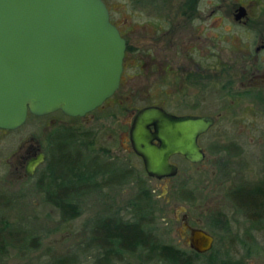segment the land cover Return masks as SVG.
<instances>
[{
	"label": "rangeland",
	"instance_id": "rangeland-1",
	"mask_svg": "<svg viewBox=\"0 0 264 264\" xmlns=\"http://www.w3.org/2000/svg\"><path fill=\"white\" fill-rule=\"evenodd\" d=\"M133 1L104 0L111 18L120 24L127 49L123 81L103 107L85 119L60 111L43 116L29 114L18 129H0V227L7 222L17 232L15 238L25 240L1 254L0 264H54L60 259H68V264H92L99 251L86 249L85 245L92 223L103 216L133 221L149 214L152 223L147 228L158 240L182 247L178 229L184 213L198 219L200 226L217 239L212 250L193 264H211L214 257L242 264H264V216L257 229L244 210L229 199L231 189L239 185L260 184L264 170V161L260 159L264 150V117L258 121L225 119L228 116L219 120L200 137L205 161L191 164L182 156H173L171 161L178 166L179 173L168 182L148 176L141 158L126 149L127 123L132 119V111L162 101L172 88L162 80L164 73L152 68L150 60L145 61L140 52H131L135 48L143 51L149 38L148 10L142 9V2L136 6ZM161 1L152 0L153 4ZM172 21L176 23L177 19ZM162 36L159 34L158 38ZM155 66L161 65L157 62ZM175 88L168 101L176 97ZM177 102L176 98L164 106L173 112L187 108ZM217 109L219 105L200 111ZM242 109L243 105L231 108L237 114ZM232 145L240 151L229 150ZM32 148H40L46 161L33 176L23 178L22 157ZM62 149L70 153V158L79 156L88 163L90 159L101 165L107 163L115 175L110 179L102 172L94 179L96 183L90 191L77 199L80 213L72 219L61 217L49 193L38 186L50 162L58 166ZM227 162L234 166L226 165ZM142 190L152 194L151 200L136 199ZM220 227H226V231ZM34 240L40 243L38 248L32 247ZM123 258L120 264H161L157 260L146 263L140 252L125 254Z\"/></svg>",
	"mask_w": 264,
	"mask_h": 264
},
{
	"label": "water",
	"instance_id": "water-1",
	"mask_svg": "<svg viewBox=\"0 0 264 264\" xmlns=\"http://www.w3.org/2000/svg\"><path fill=\"white\" fill-rule=\"evenodd\" d=\"M126 49L104 0H0V129H18L29 114L92 112L118 89ZM212 124L210 116L144 106L132 120L130 149L148 176L172 177L178 167L171 156L204 160L197 138ZM44 159V153L33 159L28 174ZM191 240L197 252L212 243L200 229L192 230Z\"/></svg>",
	"mask_w": 264,
	"mask_h": 264
},
{
	"label": "flooded vegetation",
	"instance_id": "flooded-vegetation-1",
	"mask_svg": "<svg viewBox=\"0 0 264 264\" xmlns=\"http://www.w3.org/2000/svg\"><path fill=\"white\" fill-rule=\"evenodd\" d=\"M138 2L139 4L142 2V9L148 10L149 38L143 51L135 48L131 52L134 54L140 52L145 61L150 60L152 68L161 70L164 73L162 80L172 86L171 91L173 88L176 89L175 87L178 89L175 92L176 97L171 101L168 100L173 92L168 91L163 95L162 101L149 105L159 106L166 112L177 116L212 117L213 124L197 138L201 147L200 137L210 131L219 120L227 116L229 118L225 119L241 121H258L259 118L264 117V0H180L176 3L163 0L160 4H153L152 0L133 1L136 6ZM110 19L123 36L120 24L114 21L111 16ZM173 19H177V22H173ZM159 34H163L165 37L158 38ZM157 62L160 63V68L155 66ZM123 74L124 61L119 87L123 81ZM113 95L95 110L103 107ZM176 98L177 105L187 108H183L181 112H173L164 106L165 103L175 101ZM217 105L220 106V109L215 112L200 111L202 108L214 109ZM241 105L244 108L242 112L237 114L231 110L232 107ZM92 112L78 118L85 119ZM136 112L132 111V119L127 123L128 140L129 130ZM126 149L132 151L130 140ZM230 149L234 153H237V150L240 151L236 145L230 146ZM203 150L206 156L205 149L203 148ZM41 153L44 152L40 148H32L22 157L23 178L33 176L46 161L47 156L44 153V161L35 168L33 175L28 174V164L38 158ZM261 155L260 159L264 161V150ZM173 156L170 157L171 163H173L171 161ZM186 161L191 164L203 163V161L198 163ZM226 165L234 166L230 162H227ZM172 177L162 178V180L168 182ZM230 192L229 199L237 208L244 210L247 218L252 222V226L255 224L256 228L260 229V218L264 216V170L260 173V184L239 185L231 189ZM251 199L257 203H249ZM222 222L226 223L225 220ZM179 224L178 232L182 247H177L187 256L191 255L193 264L195 259L212 250L217 242L216 236L200 226L198 219L193 218L189 213L183 214ZM225 228L220 227L223 230ZM193 229L203 230L212 237L209 250L197 252L190 246ZM248 237L250 238V236ZM218 254L220 255V253H216L217 256H219ZM123 260L124 258L113 259L110 264L113 262L120 264ZM144 261L149 263L153 260L144 258ZM211 261H213L211 264H242L232 259L218 257L212 258ZM95 262L96 260L92 264ZM157 262L159 261L157 260ZM65 263L67 262L62 264ZM54 264L61 263L56 261Z\"/></svg>",
	"mask_w": 264,
	"mask_h": 264
},
{
	"label": "trees",
	"instance_id": "trees-1",
	"mask_svg": "<svg viewBox=\"0 0 264 264\" xmlns=\"http://www.w3.org/2000/svg\"><path fill=\"white\" fill-rule=\"evenodd\" d=\"M70 138L74 140L73 136ZM64 150L61 151V159L57 161L58 166L51 161L38 186L49 193L61 217L72 219L80 213L77 199L90 191L96 183L94 179L102 172L107 173L110 179L115 175L109 171L111 167L107 163L101 165L95 159H90L88 163L79 156L70 158V153ZM151 198L152 194L148 190L140 191L136 197L137 200L148 201ZM249 203L257 202L251 199ZM151 223L149 214L140 215L133 221L117 216L97 218L92 223L85 248L99 251L94 264H110L113 259H121L125 254L137 252L142 253L146 260H158L161 264H192L191 255L187 256L173 244L157 240L151 228H147ZM15 233L17 232L7 222L0 227V255L7 253L9 247H16L19 242L25 241L22 237L16 239ZM32 242V247L38 248L40 245L38 241ZM67 261L68 259L58 260L61 264Z\"/></svg>",
	"mask_w": 264,
	"mask_h": 264
}]
</instances>
